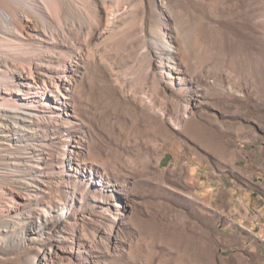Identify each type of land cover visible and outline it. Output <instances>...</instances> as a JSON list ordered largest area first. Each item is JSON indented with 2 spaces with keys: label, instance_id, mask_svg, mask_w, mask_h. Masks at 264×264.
<instances>
[{
  "label": "rangeland",
  "instance_id": "rangeland-1",
  "mask_svg": "<svg viewBox=\"0 0 264 264\" xmlns=\"http://www.w3.org/2000/svg\"><path fill=\"white\" fill-rule=\"evenodd\" d=\"M47 1L0 32V264H264L200 189L264 141V0Z\"/></svg>",
  "mask_w": 264,
  "mask_h": 264
},
{
  "label": "crops",
  "instance_id": "crops-1",
  "mask_svg": "<svg viewBox=\"0 0 264 264\" xmlns=\"http://www.w3.org/2000/svg\"><path fill=\"white\" fill-rule=\"evenodd\" d=\"M242 158L235 175L209 177L200 189L211 210L223 217V230H246L264 241V141L245 150Z\"/></svg>",
  "mask_w": 264,
  "mask_h": 264
},
{
  "label": "bare ground",
  "instance_id": "bare-ground-1",
  "mask_svg": "<svg viewBox=\"0 0 264 264\" xmlns=\"http://www.w3.org/2000/svg\"><path fill=\"white\" fill-rule=\"evenodd\" d=\"M55 1L61 11L60 15L63 17L64 24L69 25V17H73L75 14L76 17L79 18L78 9L72 7L70 8L71 11L68 9L66 10L64 7V0ZM50 11L51 7L47 0H0V32H11L12 34H16V32H34V36H37V32H53L50 26L52 16ZM26 18L28 21L26 25H23L22 23ZM164 50V53L170 58L172 53L171 48L165 46ZM161 115L164 117V113L160 114V121L163 120ZM2 116L6 118V122H0V134L5 137L6 133L9 131L14 132L29 128L33 115L29 111L20 110V112L13 114L12 117H10L9 114H2ZM174 129H179V126H175ZM3 138H0V141L5 140ZM38 259L39 256L36 255L29 264L36 263Z\"/></svg>",
  "mask_w": 264,
  "mask_h": 264
}]
</instances>
